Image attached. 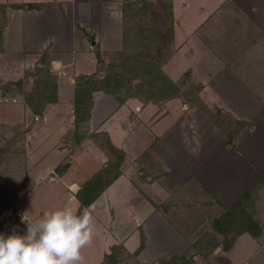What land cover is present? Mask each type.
<instances>
[{"label":"crops","instance_id":"1","mask_svg":"<svg viewBox=\"0 0 264 264\" xmlns=\"http://www.w3.org/2000/svg\"><path fill=\"white\" fill-rule=\"evenodd\" d=\"M122 1L0 0V61L23 75L50 52L58 74L59 100L39 114L26 101L0 100V135L29 127L13 200L32 221L87 209L83 264L106 263L114 248L123 250L120 264H264V0H172L176 47L162 70L173 97L120 102L96 91L77 133L75 80L95 75V46L123 49V9L137 0ZM187 74L200 85L197 104L181 95ZM99 133L125 159L120 176L81 208V189L109 167ZM5 179L1 188L11 189Z\"/></svg>","mask_w":264,"mask_h":264},{"label":"rangeland","instance_id":"2","mask_svg":"<svg viewBox=\"0 0 264 264\" xmlns=\"http://www.w3.org/2000/svg\"><path fill=\"white\" fill-rule=\"evenodd\" d=\"M176 1L179 2V0ZM185 1L194 4L192 0ZM121 2L124 4V1L121 0ZM171 2L172 0H137L133 3H127L126 7L129 4H133V6L127 12L124 10L126 7L122 8L125 11H123L125 36L121 52H102L97 46L92 49L97 56L96 72L92 75L99 73L98 71L102 68L103 72L107 73L108 69H104L106 66H116L117 68H112L111 75L120 76V78L118 77L119 81H122L119 82L120 84L118 83V87L122 89V92L119 96L123 99L134 95L138 99L142 98L145 102L149 99L150 101H157L159 98L162 99V97L167 99L173 97V92H175L174 87L167 81L168 77H163L165 74L161 71L163 64L175 51L174 48L176 47L174 44L175 19L171 9L173 3ZM61 41L63 44L65 39L63 38ZM28 47L31 48V46ZM24 48L23 46L21 52H25ZM9 49V55L6 57L15 58L13 53L16 51V48L13 46ZM50 51H53V48ZM47 53V56L42 57L43 53L39 58V66L35 65L34 67L23 68L24 71H21L23 75L16 74V77L12 74L14 72L12 67H15L17 64L14 65L15 63L6 59L0 61V100H7L11 103L26 101L28 105V102L32 101L35 105H42L47 100L46 97L52 98V89L56 83L58 74H55V70L50 65V52ZM104 73L94 78L101 82L104 78ZM185 77L183 81V85H185L184 91H182L181 95L184 101L187 100L191 103L190 101L193 100L197 104V98L193 96H196L200 91V85H197L191 79L190 74H187ZM163 84L165 92L161 89ZM154 87L158 88L155 89ZM113 88L116 87H111V90H114ZM104 93L111 96L115 95L112 92ZM58 100L57 96L56 101ZM102 102L104 101L102 100ZM105 106L108 107L109 104L106 102ZM92 110L89 113V118L93 115ZM210 112L212 113V111ZM28 129L29 127L24 128L23 126L19 128L12 124L3 128L4 133L0 135V177H5L6 181L12 182V184L8 183L11 189L4 190L5 186L2 189L0 185V190L4 191L5 195L11 199H13L12 195H17L15 194V188H13L14 179L11 176L17 170L18 161L24 157L23 153L26 142L23 138ZM96 139H99L98 143L100 147L101 145L106 147L108 141L105 134H97ZM120 251L119 254L121 253ZM104 264L112 263L109 261V263Z\"/></svg>","mask_w":264,"mask_h":264},{"label":"clouds","instance_id":"3","mask_svg":"<svg viewBox=\"0 0 264 264\" xmlns=\"http://www.w3.org/2000/svg\"><path fill=\"white\" fill-rule=\"evenodd\" d=\"M22 220V234L0 233V264H83L81 249L92 238V218L62 207L46 211L38 220Z\"/></svg>","mask_w":264,"mask_h":264},{"label":"trees","instance_id":"4","mask_svg":"<svg viewBox=\"0 0 264 264\" xmlns=\"http://www.w3.org/2000/svg\"><path fill=\"white\" fill-rule=\"evenodd\" d=\"M131 3H133V2H131ZM132 6H133V4H129L127 7L125 5L126 8L124 10L127 12V10L131 9ZM33 7H34L33 5H28V8H33ZM1 37H2V32H0V41L2 39ZM47 55H48V53L45 52L42 55V57L47 56ZM42 61H43V59H42ZM106 68L108 69V71H107V73L104 71L105 72L104 78H103V80H101V82L94 78V77H96V75H94V76H81L76 81L75 116H76L77 133H78V131H80L82 124L87 122V120L89 119V113H90L92 106H93V93L94 92H96V91H104L106 93L112 92V94H115L114 96L117 97L118 100L121 102L126 99V98L123 99L122 97L119 96V95H121V92H122V89H120L118 87L120 84L119 82L122 81V80L119 81L120 76L119 75L118 76L111 75L112 74V71H111L112 68H117V67L113 66V65L112 66L109 65V66L104 67V69H106ZM100 71L103 72V68L100 69ZM161 71H163V70H161ZM162 73H164V72H162ZM165 76L166 75H164L163 77H165ZM54 79H55V77H54ZM167 81L169 82V84L172 87H174V91L176 92L177 88H176L175 84H173V82L169 78H167ZM111 87H116V88H113L114 90H111ZM157 88H155V89H157ZM161 89L165 92L164 84L162 85ZM159 92H161V90H159ZM175 92H173V94ZM52 93H53L52 98L46 97L47 100L45 101V103L56 101V99H57V84L56 83L53 86ZM130 97L138 98L137 96H134V95H132ZM130 97H128V98H130ZM140 99L142 100V98H140ZM145 100H147V99H145ZM148 101H150V99ZM28 103H29V106L32 108V110L35 114L41 113L43 111V108L45 105V103H43L42 105H35L32 101L28 102ZM95 137H97V135ZM106 138H107V136H106ZM107 141L108 142L106 143V147L103 145H101V147L103 149H105V151H107V153L109 154V157H110L109 167L105 171L95 175L81 189V191L79 192L78 197H77L81 203V208H88L95 201V199L105 190V188L107 186H109L115 179H117L120 176V168H121L122 163L125 159V155L123 152H121L117 148H115V146H113L109 142L108 138H107ZM65 168H66V165L60 166L59 168H57V172L61 173L62 171H64ZM234 219H236V218H234ZM118 249L119 248H114L112 253L106 257V260H105L106 263H109V261H110V263H112V264H120V260H119L120 254H119ZM120 252H123V250H121Z\"/></svg>","mask_w":264,"mask_h":264},{"label":"built area","instance_id":"5","mask_svg":"<svg viewBox=\"0 0 264 264\" xmlns=\"http://www.w3.org/2000/svg\"><path fill=\"white\" fill-rule=\"evenodd\" d=\"M23 216L29 220L21 203L0 193V233L25 232L27 225L22 220Z\"/></svg>","mask_w":264,"mask_h":264}]
</instances>
